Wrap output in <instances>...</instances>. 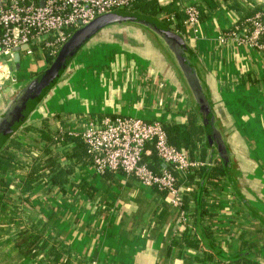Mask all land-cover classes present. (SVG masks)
Instances as JSON below:
<instances>
[{"label":"crops","instance_id":"1","mask_svg":"<svg viewBox=\"0 0 264 264\" xmlns=\"http://www.w3.org/2000/svg\"><path fill=\"white\" fill-rule=\"evenodd\" d=\"M218 3L203 9L196 33L181 35L198 60L214 111L230 127L244 199L226 178L214 179L216 185H207L201 194L204 214L197 216L192 195L197 188L188 173L179 183L182 193L191 192L187 205L194 215H188L172 205L166 192L133 176L94 170L85 144L75 140H82L80 133L90 123L114 115L159 120L164 126L195 118L160 48L150 43L145 50L99 35L3 144L14 155V166L0 170V181L6 183L0 184V264H243L242 255L264 264V54L229 37L234 24L264 5L262 0ZM47 66L40 55L21 54L19 68L14 64L10 80L0 88V108L17 85ZM42 130L51 141L41 138ZM45 149L58 155L60 166L71 168L68 182L52 186L42 180L23 192L22 182ZM147 151L145 158L157 164L152 147ZM36 230L56 247L58 262L48 246L37 255H25L16 246L20 234Z\"/></svg>","mask_w":264,"mask_h":264},{"label":"built area","instance_id":"2","mask_svg":"<svg viewBox=\"0 0 264 264\" xmlns=\"http://www.w3.org/2000/svg\"><path fill=\"white\" fill-rule=\"evenodd\" d=\"M137 1L0 0V88L11 78L13 55L17 49L20 56L23 54L28 58L36 54L45 60L54 58L76 29L100 15L115 10L128 11ZM199 1L184 0L180 7L185 16V31L196 33L198 30ZM158 2L164 4L162 0ZM161 17L170 23V29L182 34L175 29V14ZM241 26L234 24L229 37L264 54V12L256 11L247 16ZM219 39L225 38L220 36ZM80 136L97 173L112 171L133 176L143 185L166 192L172 205L179 209L182 204L181 179L205 163L170 144L165 126L159 120L146 121L127 115L104 116L90 123ZM148 146L159 161L157 169L145 158L151 153L147 151Z\"/></svg>","mask_w":264,"mask_h":264},{"label":"trees","instance_id":"3","mask_svg":"<svg viewBox=\"0 0 264 264\" xmlns=\"http://www.w3.org/2000/svg\"><path fill=\"white\" fill-rule=\"evenodd\" d=\"M219 1H226V0H200L198 2L199 4L198 7L201 10L200 19L203 17V9L205 7L209 9H214L218 6ZM179 7L180 6L178 0H170L167 4H160L158 0H138L128 11L142 13L147 17L156 20L158 23H161L165 28L168 29H170V23L166 21L164 18H162L161 15L173 13L175 14L176 17L175 29L183 33L185 32L184 18L182 20L180 11L178 9ZM242 23L243 21L238 25L240 26ZM231 30L233 29H230V31ZM52 59H53L52 57H47V63L49 64L52 61ZM175 67L178 68L177 65H175ZM65 74L66 73L64 72V75ZM263 84H264V78H263ZM192 113L194 114L195 118L199 117L197 112L192 111ZM217 114H218V119L222 121L223 119L221 118V116H219L220 114L219 111L217 112ZM224 126L225 128L230 129V127H226L225 124ZM165 130L170 144H172L177 148L183 149L184 151H187L191 157L193 158L198 157L203 162H205L203 165L196 167L192 173H189V176L191 178V183L194 182L197 188L196 192L192 194L193 199L195 200L196 203L197 216L204 214L203 207L205 203L201 194L203 193V191L206 190L207 185L215 184L213 182L214 179H218L220 177L226 178L229 185L231 186L234 193L238 196V198L241 199L243 198L242 195L240 194L241 176L238 175L239 173L236 166L237 164L235 161H233L230 152L231 151V145L229 144L231 140L230 134H228V149L230 150L229 151L230 154H228V157H226L228 160H226L225 157L224 158L220 157V155L216 151H214V149H212V146L210 145V141L209 139H207L208 137L205 134V127H203L202 121L201 124H196L194 119L188 120L187 124L172 123L166 125ZM10 136L11 135H8V138ZM202 136L204 139V141L202 140L203 145L199 146L198 142L200 141ZM41 138L46 140L47 142L52 140V136L43 130L41 131ZM75 140L79 146L84 145L83 144L84 142H82V140L79 137H75ZM2 147L3 145L0 146V170L12 169L14 166L13 165L14 155ZM149 160L155 166L156 169L159 167L160 164L159 162H157L156 164L155 162L156 159L152 157ZM229 164L230 167L228 168ZM70 173H71L70 167H66V166L62 167L59 165L58 155L56 153L51 152L49 149H45L44 156L37 159L31 165L26 178L22 182L21 190L23 192H27L31 190L35 182H39L42 180L43 181L45 180L52 186L54 185L62 186L68 182ZM196 177L198 179L194 181L195 180L194 178ZM0 184L6 185V183L4 184L2 183V181H0ZM190 195L191 192L189 191L188 193H182V204L180 206V209L188 215H194V212H192L187 205V200ZM2 200L3 197L0 196V202ZM249 210H250V214L257 215L252 211L253 209L250 208ZM48 244L49 243L47 239H43L42 234L38 230L28 233L23 232L22 234H20V237L16 241V246L22 248V252L25 255H37L40 252H42L44 248L48 246V252L50 253L49 256L52 258L54 262H58L61 258L60 253L57 251L54 245H48ZM239 257L240 259H242L243 264H260L259 260L255 259L253 261L251 258H247L246 255L244 256L242 255Z\"/></svg>","mask_w":264,"mask_h":264},{"label":"water","instance_id":"4","mask_svg":"<svg viewBox=\"0 0 264 264\" xmlns=\"http://www.w3.org/2000/svg\"><path fill=\"white\" fill-rule=\"evenodd\" d=\"M262 2L264 5V0ZM124 23H147L153 26L151 33L163 45L164 50H169L171 56H168L174 65H178L185 72L186 81L190 84L187 85L186 83V87H190L192 91L190 95L187 94L186 96L192 102L202 124L204 126L210 125V123L217 125L218 122L214 113L215 107L212 103L213 99L204 74L199 70L198 60L188 48L183 36L177 31L165 28L161 23L142 13L115 10L100 15L86 25L76 29L60 47L48 66L34 78L22 83L14 94L6 100L5 104L0 108V146L6 142L8 135H12L25 121L37 104L51 92L52 87L61 80L63 71L89 41L96 40L105 28ZM103 39L107 41L113 40L110 36L103 37ZM13 59L15 67L19 68L20 55L18 49L15 51ZM207 135L209 136L208 133ZM223 150L219 151V155L222 158H224Z\"/></svg>","mask_w":264,"mask_h":264},{"label":"flooded vegetation","instance_id":"5","mask_svg":"<svg viewBox=\"0 0 264 264\" xmlns=\"http://www.w3.org/2000/svg\"><path fill=\"white\" fill-rule=\"evenodd\" d=\"M152 26L150 24H116L112 25L111 27L105 28L103 32L100 34L103 37H112L113 39L119 41L123 44H128L130 46L141 48V49H148L149 42L157 46L161 49L163 55H166L168 60H170L168 57L171 56L169 50H164L163 45L157 40V38L151 33ZM149 38V40H148ZM149 41V42H148ZM172 65L174 66V72L175 76H177L179 79V85L183 87L185 93L189 94L192 92L190 87H186L188 82L186 81L185 72L182 71V69L177 65L178 68L175 67L174 63L170 60ZM193 96V95H192ZM217 111H214L215 116L217 115ZM218 116V115H217ZM218 126L214 123H210V125H206L205 127V134L208 137L210 141V145L212 146V149L216 151L219 154L220 150H223L224 147V157H228V154H230V150L228 149V128H225L224 123L220 120H218ZM209 134V136L207 135ZM224 144H226L224 146ZM230 151V152H229ZM230 156V155H229ZM226 160H228L226 158ZM230 165V164H229ZM228 165V166H229Z\"/></svg>","mask_w":264,"mask_h":264},{"label":"rangeland","instance_id":"6","mask_svg":"<svg viewBox=\"0 0 264 264\" xmlns=\"http://www.w3.org/2000/svg\"><path fill=\"white\" fill-rule=\"evenodd\" d=\"M183 1L184 0H178V3H179V6L181 7L182 5H183ZM92 41V40H91ZM90 42V41H89ZM23 58H22V63H23ZM22 67V66H21ZM18 70L17 71H15V75H18ZM37 75V74H36ZM36 75H34V76H32L31 78H29V79H32V78H34ZM27 81V80H26ZM17 87H19V85H17ZM133 117V116H132ZM198 119H199V122H200V124H201V120H200V118L199 117H197ZM194 120H196V118H193ZM145 120V119H144ZM146 121H151V120H146ZM203 125V124H202ZM203 127H204V125H203ZM204 141V139H203V136H202V138L200 139V141L198 142V144H199V146H202L203 145V141ZM238 147V146H237ZM236 148V147H235ZM236 150H239L238 148H236Z\"/></svg>","mask_w":264,"mask_h":264}]
</instances>
